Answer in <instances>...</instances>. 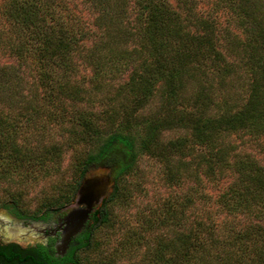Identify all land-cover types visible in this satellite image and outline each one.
Instances as JSON below:
<instances>
[{"label": "trees", "instance_id": "trees-1", "mask_svg": "<svg viewBox=\"0 0 264 264\" xmlns=\"http://www.w3.org/2000/svg\"><path fill=\"white\" fill-rule=\"evenodd\" d=\"M81 1L93 26L69 0H0V50L14 58L0 64V180L24 187L59 174L72 149L76 176L44 198L39 211L49 212L75 200L89 170L109 167L116 141L130 158L65 256L8 262L0 248V264H81L78 250L133 198L145 156L161 162L166 183L189 186L140 214L148 232L160 230L144 264H264V0H214L207 11L199 0ZM229 177L215 198L229 217L198 211V197L211 199L206 184ZM23 192L6 205L29 214Z\"/></svg>", "mask_w": 264, "mask_h": 264}, {"label": "rangeland", "instance_id": "rangeland-1", "mask_svg": "<svg viewBox=\"0 0 264 264\" xmlns=\"http://www.w3.org/2000/svg\"><path fill=\"white\" fill-rule=\"evenodd\" d=\"M69 3L74 11L78 12L86 21L87 24L93 26L94 13L85 5L81 0H69ZM214 0H199V7L203 11L211 10L213 8ZM220 20L223 24L228 23L226 13L220 12ZM14 62V58L10 57L7 53L0 50V64ZM90 74L89 69L83 68L81 74ZM126 75V73H125ZM30 77V76H29ZM239 92L244 93V89L238 87ZM14 100V99H13ZM29 121L24 119L21 125L27 126ZM31 132L28 131V135ZM57 132V131H56ZM178 132L170 131L168 136H175ZM20 139L23 137L19 136ZM35 137V136H32ZM29 136V138H32ZM56 140H63V136L57 132L54 136ZM49 137H44L42 141L48 142ZM232 140L240 143L241 138L237 134L232 135ZM242 148L252 151L257 156H263L259 152L255 144L245 143ZM72 149L64 151L61 172L50 177L39 176L34 182L22 186L20 180L15 178V182L8 180H0V206L9 204V197L12 196L11 192L16 189H23V197L19 201V205L23 210L29 214L39 211L44 198L56 195V183L58 181H72L76 174L72 167ZM130 156L128 144L124 140H118L112 146L111 150L105 155L103 160L109 166L104 168L110 172H117L123 165H125ZM142 178L140 183L135 187L133 198L125 206H116V219L112 223L103 224L97 228L94 233V240L97 244H93L88 249H80L77 252V259L81 264H144V255L148 251L149 245H155L154 236L160 231L159 229L150 230L148 232L146 225L140 221V214L143 210L149 209L150 206H156L161 199L173 195L183 194L188 190L189 183L182 186L170 185L165 182L161 172V162L145 156L142 158L141 163ZM103 168L97 166L91 170ZM231 178L222 179L218 185L207 183L204 191L211 196L209 201L200 197L196 200L197 210L203 211L204 208H210L220 221L229 217L225 213L218 210L217 203L215 202L216 195L224 189L230 182ZM109 195V194H108ZM75 200L68 204L74 205ZM229 219V218H228ZM168 236L173 235V230L167 232ZM130 238V241L127 240ZM147 239L149 241L147 242ZM126 241V242H125ZM134 243V244H133ZM135 247L131 250L130 246ZM135 249V250H134Z\"/></svg>", "mask_w": 264, "mask_h": 264}, {"label": "flooded vegetation", "instance_id": "flooded-vegetation-1", "mask_svg": "<svg viewBox=\"0 0 264 264\" xmlns=\"http://www.w3.org/2000/svg\"><path fill=\"white\" fill-rule=\"evenodd\" d=\"M73 204H67L59 209L41 212L37 216L14 211L8 205L0 206V248L8 255V262L17 256L24 260L29 258L53 255L65 256L75 242V237L69 241V247L64 255L58 254V245L63 239L64 216ZM6 258V257H4Z\"/></svg>", "mask_w": 264, "mask_h": 264}, {"label": "water", "instance_id": "water-1", "mask_svg": "<svg viewBox=\"0 0 264 264\" xmlns=\"http://www.w3.org/2000/svg\"><path fill=\"white\" fill-rule=\"evenodd\" d=\"M112 172L97 168L89 170L83 177L77 190L75 203L64 216L63 239L58 245V254L64 255L69 247V241L86 227L93 210L106 197L113 185Z\"/></svg>", "mask_w": 264, "mask_h": 264}]
</instances>
